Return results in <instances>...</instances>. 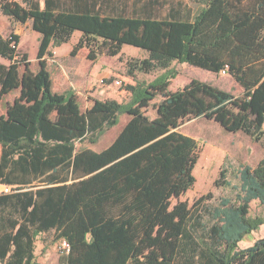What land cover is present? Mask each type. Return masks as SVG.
Segmentation results:
<instances>
[{"label": "trees", "instance_id": "trees-1", "mask_svg": "<svg viewBox=\"0 0 264 264\" xmlns=\"http://www.w3.org/2000/svg\"><path fill=\"white\" fill-rule=\"evenodd\" d=\"M42 1L0 0L3 15L31 20L41 35L34 72L19 36L0 34L9 61L0 62V104L18 91L0 114V181L18 187L3 195L20 199L23 219L13 236L0 235V264H39L35 242L44 233L53 234L49 243L67 242L63 264H264V238L239 247L264 224L249 215L254 200L264 208V157L238 170V185L220 168L214 185L231 186L234 199L211 207L207 193L190 205L180 197L195 183L200 147L179 131L184 120L204 117L264 138V0H190L196 11L189 0ZM75 31L71 55L87 49L94 62L130 45L146 54L128 61L130 75L164 71L136 82L127 102L93 99L82 109L75 91H53L46 63L50 47ZM173 62L225 69L243 93L198 79L171 91ZM121 114L129 119L107 147L78 146L96 143Z\"/></svg>", "mask_w": 264, "mask_h": 264}, {"label": "rangeland", "instance_id": "rangeland-1", "mask_svg": "<svg viewBox=\"0 0 264 264\" xmlns=\"http://www.w3.org/2000/svg\"><path fill=\"white\" fill-rule=\"evenodd\" d=\"M188 4L196 11L200 6L194 1H188ZM17 22L6 17L0 11V34L4 37L13 31ZM20 31L26 32L28 26L20 24ZM24 35V45L27 47L26 53L28 58L36 60V48L33 47V36ZM19 51L23 52L22 49ZM87 49H80L75 55L78 56L80 62H86ZM145 52L136 49L133 46L125 45L119 55L110 56L106 53L98 55L94 63L97 76L91 81V87L86 93L87 97H79L78 101L82 109L86 107V101L90 106L91 98L105 100L112 99L120 103L129 101L130 93L136 82H149L157 75L163 73L164 70L157 69L149 73L136 72L133 76L128 73V61L141 59L145 56ZM74 56V55H71ZM34 60V63H36ZM0 62L8 64L9 61L0 56ZM32 63L31 70L36 71L38 65ZM171 70L175 73V77L170 79L168 89L175 91L181 89L192 79L209 82L220 89L228 91L236 96L243 93V89L229 75L213 73L199 67H194L185 63L173 62ZM118 81V83H116ZM18 94L14 91L1 100L0 113L5 111L6 105L11 103L13 98ZM161 100V97L154 99L148 107L146 114L153 118L156 115L154 106ZM129 119L128 115L121 114L119 123L107 129L98 139L96 143L85 142L78 144L95 151H100L107 147L115 138L118 131ZM179 131L193 137L200 147L197 163L194 167L193 174L195 183L184 195L181 200H186L190 205L194 200L207 193H211L212 197L205 200V203L213 207L218 205L223 197L235 198V189L231 186L239 184L238 170L243 165L255 166L258 161L264 157V138L260 141H254L248 135L242 132H229L223 129L217 122L206 119L204 117L191 118L184 120L179 126ZM224 166L227 169V179L231 182V186H215L214 181L218 177L220 168ZM174 202V200H173ZM251 217H261L264 219V208L254 200L250 204ZM264 238V224L258 229L246 235L239 243L240 248L251 246L256 240ZM60 251H62V243L58 241L54 246L50 247L46 252V247L38 249L39 256H43L51 264H57ZM46 253V254H45Z\"/></svg>", "mask_w": 264, "mask_h": 264}, {"label": "crops", "instance_id": "crops-1", "mask_svg": "<svg viewBox=\"0 0 264 264\" xmlns=\"http://www.w3.org/2000/svg\"><path fill=\"white\" fill-rule=\"evenodd\" d=\"M17 1L21 3V0H17ZM40 3L41 6L44 5L42 0H40ZM15 22H17V25L13 29L12 33L19 36L18 49H22L23 53L27 52L26 51L27 47L24 45V35L31 33L30 35L33 36V42H32L33 47L36 48V53H37L41 35L35 32L34 30H32L31 20H27L24 23L19 21H15ZM20 24H24L28 26V30L26 32H21L19 26ZM80 36H81V32L75 31L68 42L63 43L60 46L50 47L52 56L46 58V63H47V69L49 70L51 75L52 89L54 92L63 93L67 90H73L75 91L78 98L79 97L86 98L88 94H91L90 91L87 92L89 87H91L90 86L91 81L95 79L98 74L93 61L86 59V62H80L78 60L77 55L71 56V49L73 45L78 41ZM28 60L30 61V69H32L31 65L32 63H34L35 59L28 58ZM35 62L36 63L34 64L38 65L37 59L35 60ZM93 99L95 98H91L90 101L92 102ZM88 103L89 101L87 100L85 108L89 106ZM5 111L1 112L0 114H4ZM11 187L13 188L12 193L17 191L18 187L16 185L15 186L11 185ZM22 222L23 219L21 217L20 199L18 197H13V196L10 197L0 194V235L9 234L13 236L17 231V229L20 227ZM52 235L53 234L49 235L48 233L47 234L44 233L37 237L38 239L35 242L36 245L35 254L37 256V261L39 264H51L49 262L50 260H47L43 256H39L38 249L46 247V252H49L50 247L54 246L55 244V243H49L53 238ZM26 241H27L26 238H23L22 242L24 244ZM6 245L14 246L15 244L10 240V242Z\"/></svg>", "mask_w": 264, "mask_h": 264}, {"label": "built area", "instance_id": "built-area-1", "mask_svg": "<svg viewBox=\"0 0 264 264\" xmlns=\"http://www.w3.org/2000/svg\"><path fill=\"white\" fill-rule=\"evenodd\" d=\"M184 1H187V0H184ZM219 73H220V74H227V72H226L225 69H224V70H221ZM116 83H118V81H117ZM11 189H12V187H11L10 185H7V184L2 183V182L0 181V194L10 193V192H11ZM61 243H62V249H63L65 252H68V251H69V246H68L67 242L64 240V241H62ZM57 264H63V263H59V262H58Z\"/></svg>", "mask_w": 264, "mask_h": 264}]
</instances>
